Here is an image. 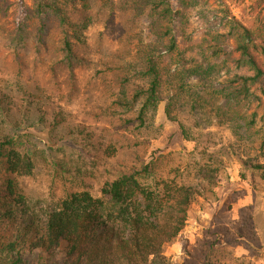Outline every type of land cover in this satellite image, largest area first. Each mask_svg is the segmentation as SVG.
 <instances>
[{
    "label": "trees",
    "instance_id": "trees-1",
    "mask_svg": "<svg viewBox=\"0 0 264 264\" xmlns=\"http://www.w3.org/2000/svg\"><path fill=\"white\" fill-rule=\"evenodd\" d=\"M201 1L177 0L173 12L170 0H94L93 7L107 13L117 3L146 13L150 34L160 46L138 45L136 61L123 69L110 110L119 116L120 128L155 131L158 137L154 119L164 103L166 119L183 139L195 143L187 158L158 155L131 166L104 181L97 196L79 191L48 199L23 191L18 180L32 177L37 164L57 178L78 175L56 154L74 150V138L82 143L89 138L79 127L66 126L62 112L50 109V97L39 88L19 78L0 82V264H169L164 247L178 238L196 198L213 197L225 174L220 156L231 151L251 178L264 180V163L258 161H264V10L251 26L230 17L225 33L207 32L199 41L178 43L176 22L183 24ZM32 2L26 20L36 26L37 42L46 34L45 22L55 20L61 63L73 78L79 61L75 48L85 44L93 7L88 0ZM8 10L0 0V16ZM20 22L18 38L25 27ZM204 125L225 127L233 141L218 145L216 133H200ZM246 150L255 152L253 159ZM104 154L113 158L116 149L108 146ZM244 210L229 230L208 231L212 239L201 241L184 264H226L241 239L254 242L259 230L255 213Z\"/></svg>",
    "mask_w": 264,
    "mask_h": 264
},
{
    "label": "rangeland",
    "instance_id": "rangeland-1",
    "mask_svg": "<svg viewBox=\"0 0 264 264\" xmlns=\"http://www.w3.org/2000/svg\"><path fill=\"white\" fill-rule=\"evenodd\" d=\"M170 2L173 12L176 11L177 0ZM4 3L9 10L0 16V82L19 78L28 87L39 88L50 97V109L62 112L65 125L79 127L89 138L84 143L82 138H74V150L67 147L56 154L59 160L78 169V175L57 178L42 164H37L32 177L18 180L26 194L58 199L66 193L88 191L97 196L104 181L112 180L131 166L148 162L158 155L179 154L187 158L194 152L195 143L183 139L177 127L164 116V103L158 106L154 119L158 137L155 131L122 130L119 116L111 114L112 101L124 77L123 69L136 61L137 46L160 47L150 34L146 13L128 7L121 9L122 3H117L115 9L107 13L94 8V0H88L93 7L90 9L93 24L85 34V44L75 48L79 61L74 64L71 78L61 63L63 55L57 22L53 19L45 22L46 34L38 43L36 26L26 20L32 11V0H4ZM199 4L188 11L183 24L176 22L173 36L178 43L188 38L199 41L207 32L225 33L230 17L251 26L256 13L264 10V0H202ZM226 11L231 16H227ZM20 20L25 27L18 38L16 27ZM253 110L254 106L246 113ZM200 133H216V140L213 139L218 145L233 141L225 127L204 125ZM36 136L45 142L44 136ZM218 137L223 140L218 141ZM108 146L116 149L115 156L110 159L104 154ZM246 151L247 157L253 159L255 152ZM227 154L219 157L225 174L213 190V197L196 198L178 238L164 247L163 256L169 264H184L188 253H193L201 241L212 239L208 231L229 230L246 208L255 213L259 230L252 239L254 242L240 240L243 244L235 246L232 259L226 264H264V180L257 175L251 178L237 156L231 151ZM243 171L245 180L240 178Z\"/></svg>",
    "mask_w": 264,
    "mask_h": 264
}]
</instances>
